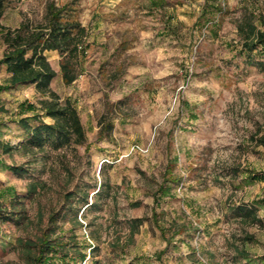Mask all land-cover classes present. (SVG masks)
<instances>
[{
    "label": "rangeland",
    "instance_id": "obj_1",
    "mask_svg": "<svg viewBox=\"0 0 264 264\" xmlns=\"http://www.w3.org/2000/svg\"><path fill=\"white\" fill-rule=\"evenodd\" d=\"M49 1L4 0L0 23L43 22ZM54 1L87 29L71 84L59 53L46 52L57 71L51 87L76 104L87 141L26 151L19 120L53 122L41 108L48 96L33 83L0 93V264H35L21 245L41 236L58 244L42 264L245 263L240 249L264 264V70L237 30L264 0H222L214 20L199 18L205 0L155 11L150 0ZM252 55L264 60V48ZM7 76L1 66L0 81ZM107 101L120 112L100 138ZM240 204L255 205L261 222L238 216ZM135 217L144 219L134 230Z\"/></svg>",
    "mask_w": 264,
    "mask_h": 264
},
{
    "label": "trees",
    "instance_id": "obj_2",
    "mask_svg": "<svg viewBox=\"0 0 264 264\" xmlns=\"http://www.w3.org/2000/svg\"><path fill=\"white\" fill-rule=\"evenodd\" d=\"M152 10H162L171 4L170 0H150ZM213 2V5H210ZM225 6L222 0H205L200 19L214 20L218 14H222ZM4 14V0H0V20ZM171 24L172 19L168 17ZM2 43L4 49L0 57V68L5 66L8 76L0 81V93L11 89L19 84L33 83L37 90L45 97L41 100V108L46 116L53 122H46L41 114H34L37 123L31 124L30 117L19 120L26 130L27 138L20 143L26 151L62 149L72 145H83L87 141L86 130L82 122L76 104L71 98L61 100L60 95L51 87L52 80L57 75L56 69L46 54L47 51H57L60 55V69L63 81L71 84L78 76V68L87 54L88 43L85 42L86 27L77 19L74 9L69 3L58 4L51 0L47 5L45 20L37 24L22 22L16 28L1 25ZM172 27L169 25V28ZM238 34L241 38L242 51L251 63L264 70V60L254 61L253 52L259 47L264 48V9L255 11L246 8L237 23ZM120 102L105 103V111L98 121L99 137L111 134L114 122L111 115L120 112ZM26 110L35 109L34 104L23 105ZM264 142V139H262ZM12 149L4 145V151ZM11 170L18 175L30 174L28 169L21 166H10ZM162 191L166 190L161 187ZM87 200V199H86ZM238 216L252 222H261L258 209L255 205L240 204L233 208ZM1 211V210H0ZM2 212V211H1ZM8 220L11 215H6ZM143 217H135L130 220V226L138 228ZM165 235L166 231L162 230ZM29 256H33L35 264H42L50 253L56 250V241L45 236L37 240L22 242ZM239 257L244 258L245 263L251 264L252 258L245 249L239 250Z\"/></svg>",
    "mask_w": 264,
    "mask_h": 264
},
{
    "label": "crops",
    "instance_id": "obj_3",
    "mask_svg": "<svg viewBox=\"0 0 264 264\" xmlns=\"http://www.w3.org/2000/svg\"><path fill=\"white\" fill-rule=\"evenodd\" d=\"M51 51H53V50H51Z\"/></svg>",
    "mask_w": 264,
    "mask_h": 264
}]
</instances>
